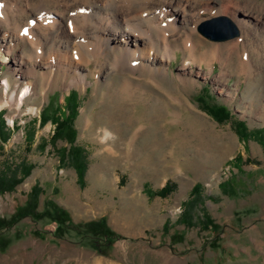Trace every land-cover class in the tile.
<instances>
[{"label":"rangeland","instance_id":"374dc122","mask_svg":"<svg viewBox=\"0 0 264 264\" xmlns=\"http://www.w3.org/2000/svg\"><path fill=\"white\" fill-rule=\"evenodd\" d=\"M157 1L153 7L165 0ZM190 1L200 19L193 68L182 69L192 29L185 24L167 72L117 68L108 55L102 65L81 63L85 85L69 86L74 73L58 58L59 30L46 57L28 61L35 92L22 108L0 110V176L18 182L0 192V264H264V0ZM219 17L246 19L248 32L203 36L201 27ZM22 48L31 52L27 43L12 48L0 64L1 99L5 78L8 95L20 91L11 60ZM54 52L49 75L43 64ZM72 92L80 96L73 131L53 140ZM104 128L115 154L105 151ZM74 147L86 162L82 185ZM169 182L177 186L167 198L149 195Z\"/></svg>","mask_w":264,"mask_h":264},{"label":"bare ground","instance_id":"6f19581e","mask_svg":"<svg viewBox=\"0 0 264 264\" xmlns=\"http://www.w3.org/2000/svg\"><path fill=\"white\" fill-rule=\"evenodd\" d=\"M0 1L5 2L0 4V64L9 62L12 48L25 46L26 43L31 47L29 54L26 55L22 48L20 54L11 60L13 72L20 77V91L17 94L12 91L8 95L9 80L3 79L2 87L5 91L4 98H0V110L7 105L22 108L28 92L31 94L36 87V82L31 81L35 67H29L28 61L35 62L36 59L46 57L44 46L52 40V34L58 30L62 34L61 44L57 49L58 58H61L60 61L64 60L68 68H73L74 73L69 86L85 85L87 76L80 67L81 63L90 62L93 58L102 65L100 58L108 55L117 68L127 66L135 71L167 72V65L175 57L179 47L174 46V34L179 33V27L184 24L192 29L190 33H186L185 38L183 37V45L185 44L186 50L190 52L189 57L184 58L182 69L193 68L194 63H197L191 56L197 49L194 33L200 19L191 11L193 4L190 0H165L158 7L157 0H56L57 7L64 5L63 10L59 7L58 11L57 8L56 11L50 10L44 5V1L40 0L41 4L37 5L36 12L28 10V5L34 0H26L27 5L22 4L23 0ZM155 1L157 5L153 7L152 3ZM22 14L29 15V18L21 21L19 17ZM232 16L236 19V13ZM235 21L238 29L248 32L246 19ZM241 41H235L231 47L239 48ZM51 46L54 48L52 42ZM53 54L55 52L48 55V58L51 57L49 62V59H46L48 63H42L43 68L48 69L49 75L52 74L53 68H56ZM71 54L75 62L72 60L67 63L66 60L71 58ZM219 78L216 77L214 81L222 82ZM36 110L30 108L29 112ZM112 138L111 131L104 128L101 139L105 144V151L113 154L108 143Z\"/></svg>","mask_w":264,"mask_h":264},{"label":"trees","instance_id":"16d2710c","mask_svg":"<svg viewBox=\"0 0 264 264\" xmlns=\"http://www.w3.org/2000/svg\"><path fill=\"white\" fill-rule=\"evenodd\" d=\"M69 100L71 101L69 114L66 117H61V118L57 117L56 129L53 135V140H57L58 138L64 137L65 135L73 131L72 119L77 114L80 96L78 95L77 92H74V93L72 92L69 96ZM73 150H74V153H76L75 159L77 160V163L75 165V168L77 170L78 181L82 185L84 184V179H85L86 162H84L82 158L80 157V152H81L80 148L74 147ZM17 183L18 182L14 181L13 178H11L9 182H7V180L4 177L0 176V192L12 190L13 187H15ZM176 186L177 185L174 184L173 182H169L164 187H162L160 190H157L156 192L150 191L149 195L151 197L158 196L161 198H167L176 190ZM199 190H200V185H195L193 187V190L190 193L189 200L185 204L186 206L194 203L195 198H196L195 195H197ZM204 218L206 219V217ZM182 221H185L187 224L189 222L188 216L185 213H183L182 215ZM208 223H211V222L208 221Z\"/></svg>","mask_w":264,"mask_h":264},{"label":"water","instance_id":"95a60500","mask_svg":"<svg viewBox=\"0 0 264 264\" xmlns=\"http://www.w3.org/2000/svg\"><path fill=\"white\" fill-rule=\"evenodd\" d=\"M203 36L214 40H230L240 35L238 27L227 17H219L206 22L200 29Z\"/></svg>","mask_w":264,"mask_h":264}]
</instances>
